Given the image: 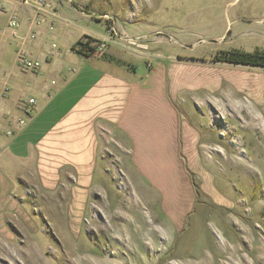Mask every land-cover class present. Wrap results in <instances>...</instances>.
<instances>
[{"label": "rangeland", "instance_id": "1", "mask_svg": "<svg viewBox=\"0 0 264 264\" xmlns=\"http://www.w3.org/2000/svg\"><path fill=\"white\" fill-rule=\"evenodd\" d=\"M115 1L139 6L155 57H169L181 165L164 189L108 155L88 193L27 188L0 221V264H264V67L213 60L264 53V0Z\"/></svg>", "mask_w": 264, "mask_h": 264}, {"label": "crops", "instance_id": "2", "mask_svg": "<svg viewBox=\"0 0 264 264\" xmlns=\"http://www.w3.org/2000/svg\"><path fill=\"white\" fill-rule=\"evenodd\" d=\"M138 7L46 0L42 22L34 25L32 6L0 0V90L9 89L0 95L1 222L20 213L27 188L52 191L68 183L88 193L102 187L107 155L119 159L128 179L159 189L162 176L180 164L185 115L169 84V57H155ZM105 14L113 16L115 34L104 54L73 50L82 37L106 36ZM13 31L35 38L22 41ZM20 48L40 62L37 69L19 67Z\"/></svg>", "mask_w": 264, "mask_h": 264}, {"label": "built area", "instance_id": "3", "mask_svg": "<svg viewBox=\"0 0 264 264\" xmlns=\"http://www.w3.org/2000/svg\"><path fill=\"white\" fill-rule=\"evenodd\" d=\"M18 3L23 4V5H30L33 8V15H32V22L34 25H39L42 22V17H41V12H42V8L46 3V0H16ZM67 2H72V0H65ZM103 18H105V20L108 22L106 24V28H105V32H106V36L102 37L101 39H99L97 42H91V45H94V49L89 53V55H103L105 52V46L107 41L111 38V36L113 34H115V27H114V18L111 15H103ZM19 25V21L17 18V14L14 12L12 13L11 17L8 20V27L10 28H17ZM117 34V33H116ZM11 36L13 38H19L22 41L24 40H28V39H34L35 38V33L31 32L27 35V37L25 36H20L18 35L15 31L12 32ZM82 41H86V39H84V37H82L81 39ZM131 44H133L132 42H129ZM76 44V43H75ZM80 46L77 45L76 48H79ZM17 64L19 65V67L23 68V69H31V70H35L40 66V62L32 59L29 57L28 53L20 48L17 51ZM8 87H5L3 90H0V95H5L8 92ZM28 104H34L35 103V99L34 98H29L27 100ZM20 123H23L22 120H20Z\"/></svg>", "mask_w": 264, "mask_h": 264}, {"label": "trees", "instance_id": "4", "mask_svg": "<svg viewBox=\"0 0 264 264\" xmlns=\"http://www.w3.org/2000/svg\"><path fill=\"white\" fill-rule=\"evenodd\" d=\"M84 39H86V41L78 40L72 49L81 55L88 56V52L94 49V45H91V42H97L98 40L89 36H85ZM77 45L80 47L76 48ZM213 60L223 61L231 64H244L264 67V53L260 50H255L253 52L226 50L221 52L219 55H216L215 59Z\"/></svg>", "mask_w": 264, "mask_h": 264}]
</instances>
